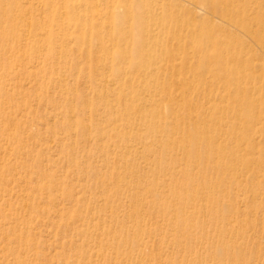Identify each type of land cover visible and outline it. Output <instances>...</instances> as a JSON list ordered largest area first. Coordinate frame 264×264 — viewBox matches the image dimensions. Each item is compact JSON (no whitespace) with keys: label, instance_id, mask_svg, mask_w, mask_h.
Masks as SVG:
<instances>
[{"label":"rangeland","instance_id":"rangeland-1","mask_svg":"<svg viewBox=\"0 0 264 264\" xmlns=\"http://www.w3.org/2000/svg\"><path fill=\"white\" fill-rule=\"evenodd\" d=\"M39 2L45 0H22L27 8H35ZM9 3L0 0V264H264V186H258L264 181V136L257 138L259 148L247 147L238 154L261 160L257 164L262 165V173H247L257 168L247 159L244 174L237 179L245 180L254 192L236 194L227 190L222 195L223 191L225 205L220 201L213 207L218 214L230 216L229 223L218 217L208 218L204 210H200L193 226L177 222L174 216L179 206L165 209L162 198L172 197V180L148 169L149 165L156 169L168 165L171 156H158V150L145 152L134 137L125 149L109 143L94 148L96 139L90 130L84 137L77 129L67 132L77 118L69 120L66 113L77 106V101L66 99L69 93L62 90V85L73 83L72 94L95 99L104 84L92 81L93 70L86 75L67 70L52 82L44 77L46 65L59 67L71 63V57L60 46L48 50L47 45L39 44L35 63L27 60L25 54L31 52L32 43L28 34L15 39L18 29L11 28L17 23L12 20L16 7ZM31 21L28 17L24 25ZM251 45L261 52L259 45ZM127 65L105 67L111 79L124 88L136 85L139 78L135 75L140 72ZM159 75L153 89L171 90L160 92L169 98L183 94L184 86L172 79L176 77L164 81ZM159 102V116L170 117V102L166 98ZM259 110L255 107L247 112L254 111L255 116ZM91 116L105 123L110 118L103 109L87 115L88 121ZM218 117L225 120L231 113ZM132 147L136 148L133 152ZM19 149L23 154L17 152ZM136 155L142 157L138 162L133 161ZM107 156L112 159L110 166L104 162ZM123 156L130 165L120 168ZM88 157L92 161H86ZM72 159L82 166H72ZM130 168H135L136 177L127 178L123 191L102 185L112 171L124 173ZM219 179L217 173L208 175L211 182ZM143 199L145 202L140 203ZM233 199L240 202L239 209L232 206ZM235 220H246L247 224L233 227ZM194 237L196 242L203 238L202 243L195 244ZM222 239L228 249L219 247Z\"/></svg>","mask_w":264,"mask_h":264},{"label":"bare ground","instance_id":"bare-ground-1","mask_svg":"<svg viewBox=\"0 0 264 264\" xmlns=\"http://www.w3.org/2000/svg\"><path fill=\"white\" fill-rule=\"evenodd\" d=\"M10 1L8 5L16 7L12 20L17 23L11 28L18 29L15 39L28 34L32 43L31 52L25 54L27 60L35 63L39 44L47 45L48 50L60 46L71 57V63L59 67L46 65L44 77L52 82L67 70L74 69L80 75L93 70L92 81L104 84L95 99L72 94L73 83L62 85V90L69 93L66 99L77 101V106L66 113V118H77V122L66 131L77 129L84 137L90 130L96 139L94 148L109 143L125 149L137 139L145 152L158 150V156L170 155L168 165L148 167L172 180V197L161 196L165 209L179 206L174 216L177 222L192 226L200 210L207 211L208 218L218 217L229 223L230 216L218 214L214 205L220 201L225 205L222 195L227 190L253 193L245 180L237 179L244 174L247 159L250 165L261 162L246 153L244 158L238 154L247 147L259 148L257 138L264 136V126L259 127L264 124V0H45L35 8L24 7L22 0ZM28 17H32L31 24L24 25ZM31 28L33 31H29ZM251 43L259 45L261 52ZM117 63L140 70L135 75L139 78L136 85L124 88L111 79L105 67ZM157 74L164 81L176 77L172 79L184 86L183 94L169 98L160 92L171 90L153 89L159 82ZM221 91L226 94L221 95ZM252 91L258 94H250ZM165 98L172 112L170 117L161 118L159 101ZM255 107H260L259 115L247 112ZM100 109L110 115L109 120L100 122L91 116L88 121L87 115ZM229 113L231 117L225 120L218 117ZM17 152L23 154L22 149ZM261 152L264 155V149ZM124 157L119 161L120 168L130 165ZM134 157L138 162L141 156ZM88 159L92 161V157ZM104 162L110 166L112 159L107 156ZM215 162L219 166H214ZM70 164L82 166L74 159ZM261 166L257 164L247 173L254 170L260 174ZM212 173H217L219 181L208 180ZM129 176L136 177L135 168L124 173L112 171L102 185L123 191ZM258 186H264V181ZM232 206L239 209L240 202L233 199ZM246 224V220H235L231 226ZM195 240L196 244L203 238ZM225 246L222 239L219 247L228 249Z\"/></svg>","mask_w":264,"mask_h":264}]
</instances>
